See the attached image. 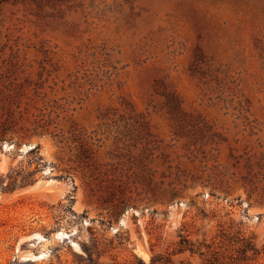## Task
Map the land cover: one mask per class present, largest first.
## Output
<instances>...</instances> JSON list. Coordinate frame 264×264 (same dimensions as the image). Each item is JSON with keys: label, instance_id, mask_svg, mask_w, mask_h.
<instances>
[{"label": "rangeland", "instance_id": "1", "mask_svg": "<svg viewBox=\"0 0 264 264\" xmlns=\"http://www.w3.org/2000/svg\"><path fill=\"white\" fill-rule=\"evenodd\" d=\"M7 175L0 264H264V0H0Z\"/></svg>", "mask_w": 264, "mask_h": 264}, {"label": "trees", "instance_id": "2", "mask_svg": "<svg viewBox=\"0 0 264 264\" xmlns=\"http://www.w3.org/2000/svg\"><path fill=\"white\" fill-rule=\"evenodd\" d=\"M36 151V149H33L31 151V153H34ZM6 179H9V180H12V176L11 175H7L6 178H3V176H0V191L2 192H8L10 190H12V188H14L16 186V182H17V179L14 180L13 182L9 183V184H5V180ZM192 246V244L188 243V241L186 240H183L181 245H180V251L183 252V251H186L187 249H190L191 252H193L194 250L192 249L193 247H190ZM86 250V253H87V261L89 262V264H97L94 260V253L91 252V249H88V248H85ZM249 249H245L244 252L246 253ZM203 255V254H202ZM151 264H157L155 263V261Z\"/></svg>", "mask_w": 264, "mask_h": 264}]
</instances>
